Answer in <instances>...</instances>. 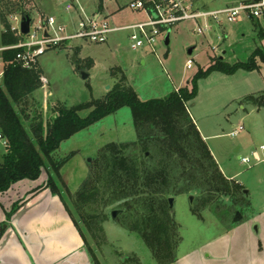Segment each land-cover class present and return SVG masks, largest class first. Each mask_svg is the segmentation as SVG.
<instances>
[{
    "label": "rangeland",
    "instance_id": "obj_1",
    "mask_svg": "<svg viewBox=\"0 0 264 264\" xmlns=\"http://www.w3.org/2000/svg\"><path fill=\"white\" fill-rule=\"evenodd\" d=\"M131 1L0 0V47L4 34H14L11 28L17 25L15 19L20 18L21 9L29 13L35 23L40 18L55 16L65 20L71 30L83 17V10L87 16L100 13L101 19L121 27L147 20L146 14L128 7ZM70 4L73 8L66 11ZM197 4L204 10H217L237 3L233 0H197ZM213 27L199 36L193 33V23L180 24L170 33L168 46L163 41L156 45V53L147 46L133 50L129 31L110 34L105 44L73 40L49 49L37 62L41 76L49 81L48 90L41 84L34 94L31 100L36 104L31 110V118L42 114L46 125L56 115L58 107L72 109L79 104L104 99L122 79L142 101L166 99L176 90L191 88L194 75L206 70L211 60L222 58L230 64L247 62L257 49L264 50V38L259 37V32L264 31L262 19H250L243 12L236 23ZM190 49H193L191 55ZM188 60L193 61L191 69L186 67ZM78 67L89 69V79L80 78ZM197 88V97L188 104L189 112L206 137L221 171L228 179L239 183L241 191L237 196L236 211L224 218L217 216L211 208L197 216L193 213L190 195L173 197V219L179 226L181 238L176 255L180 259L241 224L234 223L236 212L242 214V221L252 222L253 228L258 227L259 232L254 230L257 234L261 233L260 225L264 222V151L261 150L264 146V107L242 102L246 96L264 92V65L261 64L258 71L240 70L234 75L213 72L200 79ZM89 111L81 110L79 115L86 117ZM239 126L244 130L236 137L230 136ZM137 140L132 110L124 107L61 143L53 154L56 161L64 162L59 173L54 172L46 161L55 189L62 195L82 231L94 264H159L144 239L128 229L121 215L113 221L110 209L107 210L109 218L102 224L101 231L93 234L82 222L73 203L72 195L87 180L90 164L104 146ZM6 153L7 150L0 146V164ZM244 158L249 162L244 163ZM41 176V182L48 179L47 169ZM259 234L256 236L260 239Z\"/></svg>",
    "mask_w": 264,
    "mask_h": 264
},
{
    "label": "trees",
    "instance_id": "obj_2",
    "mask_svg": "<svg viewBox=\"0 0 264 264\" xmlns=\"http://www.w3.org/2000/svg\"><path fill=\"white\" fill-rule=\"evenodd\" d=\"M21 10L32 19L29 13ZM6 28L10 29L7 23ZM259 37L264 38L263 30ZM2 38V45H9L23 37L6 33ZM15 54V51L3 54L9 64L5 89L0 97V129L8 139L9 148L0 164V194L19 181L38 180L47 169L46 186L65 203L55 189L46 161L54 172L59 173L64 162L56 161L53 154L63 141L129 107L137 142L104 146L90 164L87 180L72 195L76 211L91 233L101 231L102 224L109 218L107 210L110 209L111 214L113 210L126 209L121 218L128 229L144 239L159 264H173L181 238L179 226L170 216L169 198L194 195L193 213L197 216L209 208L221 218L236 211L241 185L221 171L188 104L197 97L198 81L213 72L234 75L240 70L258 71L261 64L264 65V50L257 49L247 62L230 64L222 58L213 59L206 70L194 75L191 88L176 90L166 99L142 101L122 79L104 99L79 104L72 109L58 107L56 115L46 125L42 114L31 118V110L36 104L31 99L40 89L41 71L37 65L32 69L23 68L15 61ZM242 102L264 107V92L246 96ZM85 109H90L88 115L80 116L79 111ZM146 153H149L147 158Z\"/></svg>",
    "mask_w": 264,
    "mask_h": 264
},
{
    "label": "crops",
    "instance_id": "obj_3",
    "mask_svg": "<svg viewBox=\"0 0 264 264\" xmlns=\"http://www.w3.org/2000/svg\"><path fill=\"white\" fill-rule=\"evenodd\" d=\"M40 179L0 194V264H94L61 196ZM242 220L173 264H264V222L259 239Z\"/></svg>",
    "mask_w": 264,
    "mask_h": 264
},
{
    "label": "built area",
    "instance_id": "obj_4",
    "mask_svg": "<svg viewBox=\"0 0 264 264\" xmlns=\"http://www.w3.org/2000/svg\"><path fill=\"white\" fill-rule=\"evenodd\" d=\"M113 1V0H106ZM234 1V0H233ZM236 5H227L217 10H204L199 7L197 0H132L128 7L134 12L146 14L147 20L136 22L127 26L116 27L107 19H101L84 15L79 19L77 27L70 29L69 24L55 16L40 18L37 23L32 19L30 32L22 35L20 31L21 16L15 19L17 25L11 30L23 38L16 44L3 45L0 47V97L5 89V74L9 64L3 54L15 51V61L23 68L32 69L37 65L38 59L47 50L59 48L73 40H83L94 44H105L109 35L118 31H129L132 49L137 50L147 46L156 53V45L165 39L167 34L183 23L194 24L193 33L205 35L213 30L214 25L222 23H236L241 13H247L250 19L264 20V0H239ZM73 4L66 7V11L73 8ZM193 61L188 60L186 67L191 69ZM40 82L45 90H48L49 81L41 76ZM244 130L243 126L235 129L230 136L236 137ZM0 146L8 150L9 142L0 129ZM264 151V146L261 147ZM248 163L247 158L242 159Z\"/></svg>",
    "mask_w": 264,
    "mask_h": 264
},
{
    "label": "water",
    "instance_id": "obj_5",
    "mask_svg": "<svg viewBox=\"0 0 264 264\" xmlns=\"http://www.w3.org/2000/svg\"><path fill=\"white\" fill-rule=\"evenodd\" d=\"M234 1H239V0H234ZM31 21L32 19L26 15L25 13L21 14V24H20V31L22 35H27L30 32V26H31ZM170 44V32L167 34L166 39H165V45L168 46ZM193 53V49L189 50V55H191ZM76 59V53H74V58L73 61L75 62ZM77 72L80 76V78L82 80H87L90 77V73L87 69L82 68V67H78L77 68ZM149 156V153L145 154V157L147 158ZM189 200H190V204L191 207H194L195 204V196L194 195H190L189 196ZM174 203H175V199L173 197L168 199V205H169V211H170V216L172 218H174ZM126 211V209H118V210H113L111 212V219L113 221H116L118 219V217L123 214ZM243 216L240 212H236V216L234 219V223H238L242 220ZM255 230H257V227H255Z\"/></svg>",
    "mask_w": 264,
    "mask_h": 264
}]
</instances>
